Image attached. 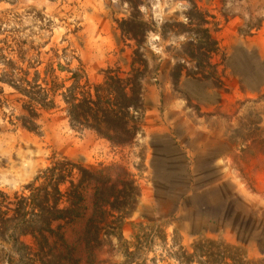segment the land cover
<instances>
[{
	"label": "rangeland",
	"instance_id": "374dc122",
	"mask_svg": "<svg viewBox=\"0 0 264 264\" xmlns=\"http://www.w3.org/2000/svg\"><path fill=\"white\" fill-rule=\"evenodd\" d=\"M134 2L135 9L126 0H0V48L23 46L41 71L58 62L54 54L93 84L109 67L127 71L132 43L122 41L118 22L131 13L148 28L149 66L159 67L144 85V126L131 150L71 130L59 103L39 133L9 125V109L0 111V191L26 194L53 159L105 170L112 180L122 168L139 189L135 208L90 259L79 246L80 264H264V0ZM192 4L218 44L219 81L183 78L174 87L184 36L171 30L187 23ZM83 229L84 220L64 226L69 245ZM0 259L5 264L4 252Z\"/></svg>",
	"mask_w": 264,
	"mask_h": 264
},
{
	"label": "trees",
	"instance_id": "16d2710c",
	"mask_svg": "<svg viewBox=\"0 0 264 264\" xmlns=\"http://www.w3.org/2000/svg\"><path fill=\"white\" fill-rule=\"evenodd\" d=\"M126 1L135 9L134 0ZM207 24L205 15L192 4L187 23L173 25L180 29L171 33L184 36L170 72L174 87L183 78L195 83L219 81L218 66L212 63L218 44ZM118 29L122 41L132 43L125 44L131 48L125 64L128 70L109 67L98 84L91 83L81 67L60 64L56 54L58 62L49 60L41 71L42 62L28 59L23 46L13 42L1 47L0 111L9 109L4 115L9 125L39 133L42 118L58 109L59 103L71 130L91 133L114 149L136 147L135 137L144 126V85L157 79L159 67L149 66L144 54L148 28L135 13L118 22ZM60 73L67 76L61 78ZM5 89L10 92L5 94ZM119 170L112 180L105 170L94 171L67 158L53 159L24 188L26 194L0 191V242L7 245L5 252L0 243L4 263L80 264L82 245L90 259L100 248L101 237L120 234L123 220L135 208L139 189L125 170ZM81 220L82 236L69 245L63 228ZM26 237L31 245L22 241Z\"/></svg>",
	"mask_w": 264,
	"mask_h": 264
}]
</instances>
